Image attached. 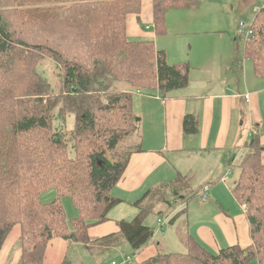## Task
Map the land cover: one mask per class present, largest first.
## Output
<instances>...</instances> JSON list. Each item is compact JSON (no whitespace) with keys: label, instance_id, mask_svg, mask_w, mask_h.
Instances as JSON below:
<instances>
[{"label":"trees","instance_id":"trees-1","mask_svg":"<svg viewBox=\"0 0 264 264\" xmlns=\"http://www.w3.org/2000/svg\"><path fill=\"white\" fill-rule=\"evenodd\" d=\"M31 1L27 6L0 0V251L20 225L12 249L21 250L17 264H43L55 237L81 244L90 253L124 242L138 252L155 234L147 217L162 216L181 195L178 186L189 192L190 178L179 174L174 183L148 189L134 202L139 211L133 219L119 221V233L92 240L88 231L108 220L110 210L123 200L113 190L132 155L144 151L133 95L172 97L188 85L191 65L170 64L154 40L128 36L127 17L140 16L142 0ZM199 3L154 0L156 33L166 32L169 10ZM253 20L245 56L256 75L264 77V8ZM45 58L61 72L56 92L37 69ZM183 122L186 134L198 131L194 115L187 114ZM246 146L232 191L239 202H248L249 246L234 244L215 254L191 236L187 252L160 253L143 264H247L252 259L264 264V147L259 135ZM49 190L57 195L43 202L41 196ZM65 198L79 212L70 219L72 227Z\"/></svg>","mask_w":264,"mask_h":264},{"label":"crops","instance_id":"crops-1","mask_svg":"<svg viewBox=\"0 0 264 264\" xmlns=\"http://www.w3.org/2000/svg\"><path fill=\"white\" fill-rule=\"evenodd\" d=\"M153 4L154 0H142L140 16L132 14L127 17V34L131 38L155 40L159 36H169L175 25L191 26L183 12L190 9L177 8L169 20L166 14V32L158 35ZM177 15L178 19L174 20ZM198 22V25L202 23L201 20ZM197 34L209 37L210 31L201 29ZM160 46L155 43V47L167 53L170 64L187 62L191 65L190 81L185 88L173 91L168 99L162 98L159 92L133 95V110L143 129L144 151L132 155L113 190L123 200L110 210L108 220L91 226L88 234L94 240L119 233V221L131 220L138 213L135 201L150 188L174 183L179 174L191 179L189 192L196 194L194 197H199L204 186L208 185L207 200L202 202L199 197L200 202L196 204L190 202L192 197L179 203L178 210L166 216L149 215L145 223L149 224L148 218L156 216L160 228L150 224L155 230L153 239L138 252L134 253L129 243L124 242L106 251L92 246L95 252L90 254L81 244L55 237L50 240L43 264H62L66 259L71 264H110L112 260L121 261L127 255L132 257L128 264H143L160 253L187 252V239L191 236L215 254L234 244L244 248L252 242L246 211L232 188L238 179V161L247 148L246 143L253 135H259L264 147V77L256 75L245 50L244 56L239 52L232 55L231 50H227L218 57L217 51L208 45L198 46L192 55L172 51L171 41L165 39ZM247 93L251 95L250 101L245 99ZM187 114L194 115L199 122L196 133L184 132L183 120ZM260 159L264 163V150ZM229 171L228 180L223 182ZM233 179L234 182L230 183ZM64 200L68 206L65 212L73 215L69 218L67 214L71 226L70 219L79 214L78 208L72 199ZM173 217L175 219L169 222ZM21 231L17 225L6 238L0 251V264L19 262L21 250L12 249ZM71 245L78 249H70Z\"/></svg>","mask_w":264,"mask_h":264},{"label":"rangeland","instance_id":"rangeland-1","mask_svg":"<svg viewBox=\"0 0 264 264\" xmlns=\"http://www.w3.org/2000/svg\"><path fill=\"white\" fill-rule=\"evenodd\" d=\"M18 1L20 3H23V5H32L31 0ZM261 8H264V0H200V3L196 8H189L190 10L183 11L185 14H187L188 21L191 23L190 27L182 28L179 25H175L174 28H172V33H170L169 36H159L155 40H153L156 41L155 43H157L159 47H161L160 43L163 39L168 40L169 42L171 41L172 51L183 55H188V53L192 55L194 52L197 51L196 48L198 46L204 47L208 45L213 47L217 51L218 57H220L221 53L227 50H231L232 55H235V53L239 52L240 56H244L245 41L248 38L247 32L251 29L256 12ZM176 9L177 8H173V12H171L170 10L167 13L168 20L173 17L174 13H176ZM177 19L178 15L175 16L174 20ZM200 20L202 23L198 25V21ZM241 24L245 25V29H241ZM201 29L209 30L210 36L206 37L197 34L198 30ZM242 32L245 33L242 34ZM228 53H230V51H228L227 54ZM213 57L217 59V56L214 54ZM37 69L40 71L41 74H44L50 84L53 85L54 92L58 91V89L60 88V71L58 70L56 63L51 59L45 58L42 59L41 63H39ZM122 88H126V86H122ZM69 125H72L71 118L69 120ZM233 182L234 179L230 181V183ZM178 187L179 194L181 195L179 196V198L173 200V203H171L169 208L165 207L164 216L171 212H175L176 210H178L176 207L179 206V203L181 204L182 202L190 199L187 187ZM55 197V191L50 190L47 191L46 194H43L41 196V199L42 201L47 202L48 200H52ZM190 202L199 204L200 201L198 195L191 199ZM243 204L246 206L245 211H247V208H249V206L246 199L242 202V205ZM64 206L67 210L68 206L66 200H64ZM67 214L69 218H72V212ZM77 215L78 214H76V216ZM147 223L154 225V227L157 229L160 228L159 223H157L156 216L149 217ZM76 248L77 247L75 245H71L70 247V249L72 250H75ZM93 252L95 251L92 250V253ZM247 264L259 263L256 259H252L247 262Z\"/></svg>","mask_w":264,"mask_h":264},{"label":"built area","instance_id":"built-area-1","mask_svg":"<svg viewBox=\"0 0 264 264\" xmlns=\"http://www.w3.org/2000/svg\"><path fill=\"white\" fill-rule=\"evenodd\" d=\"M241 29H245V25H244V24H241ZM244 33H245V32H242V34H244ZM251 35H252V31H251V29H250V30L247 32V37L249 38ZM248 38H247V39H248ZM250 97H251L250 94H248V93L245 94V99H246V101H250ZM230 174H231V171H229V172L227 173V175H225V176L223 177L222 181H223V182H226V181L228 180V177H227V176H229ZM209 190H210V187H209L208 185H205L204 188H203V190L200 192L199 197H200V199H201L202 202H204L205 200H207L208 195H209V193H208ZM242 206H243L244 210H246V209H245L246 206H245L244 204H243ZM159 222H161V221L159 220ZM131 261H132V257L129 256V255H127V256H124L123 259H122L121 261L112 260V261L110 262V264H128V263H130Z\"/></svg>","mask_w":264,"mask_h":264}]
</instances>
